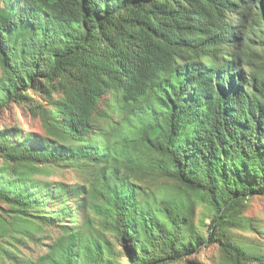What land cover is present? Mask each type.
I'll return each mask as SVG.
<instances>
[{
    "label": "trees",
    "instance_id": "obj_1",
    "mask_svg": "<svg viewBox=\"0 0 264 264\" xmlns=\"http://www.w3.org/2000/svg\"><path fill=\"white\" fill-rule=\"evenodd\" d=\"M0 2V110L35 101L34 87L49 132L0 130V155L20 166L0 167V234H30L36 219L63 230L35 260L9 257L170 264L223 240L243 264L227 229L264 195V0ZM112 91L113 113L100 105ZM42 165L73 166L84 183L41 182ZM158 178L176 187L154 189ZM71 196L86 211L78 225L66 223ZM196 201L213 212L208 237L192 221Z\"/></svg>",
    "mask_w": 264,
    "mask_h": 264
},
{
    "label": "rangeland",
    "instance_id": "obj_2",
    "mask_svg": "<svg viewBox=\"0 0 264 264\" xmlns=\"http://www.w3.org/2000/svg\"><path fill=\"white\" fill-rule=\"evenodd\" d=\"M3 5L0 2V6ZM2 68L0 65V74ZM44 81V80H43ZM28 94L35 99L31 102H13L6 108L0 110V130L11 129L13 133L25 135V133H34L38 137H44L49 134L48 127L42 115L38 112L36 105L38 101L43 103L45 107L48 106V98L42 96L34 87H30ZM54 96L59 98L61 94L55 93ZM119 101L118 92L112 91L105 94L101 101V108L109 110L113 113L112 106ZM118 118L116 113L113 114ZM103 124V121L99 120ZM32 142L34 138L30 139ZM0 167H5L8 175L20 168L18 164H13L6 161L0 155ZM32 177L37 180L56 184L57 182L65 183L68 186L79 185L84 183V175L80 170L73 166H60V165H42L40 170L32 174ZM175 181L172 179L158 178L153 183V188L161 189H174ZM66 202V201H65ZM73 207L75 218L70 220L68 224H81L86 218V211L79 209V200L77 197L71 196L68 200ZM49 209L61 207V203L55 200H47ZM10 206L0 200V215L3 216L2 208H9ZM239 216L242 218L241 224L233 226L230 225L227 233L235 242V244L242 246L243 250L247 253V258L242 256L240 259L243 264H264L263 261L253 258L254 255L264 254V195L249 196L238 210ZM213 212L207 205L200 202H194L192 207V221L197 227L198 231L205 235L210 236V225L212 223ZM11 218L7 219L9 224ZM26 229L24 224L21 225ZM28 229V228H27ZM30 234L23 231L12 232L11 234L2 236L0 234V264H17L8 253L3 249H10L23 258L35 260L38 256L45 253L50 243L58 238L63 230L59 225L49 224L35 220L29 229ZM31 235V236H30ZM217 238V236H213ZM117 249L121 246L115 243ZM236 250L226 246L223 240L215 241L210 240L208 244L201 246L193 254L184 257L182 260L172 262L170 264H237L238 262Z\"/></svg>",
    "mask_w": 264,
    "mask_h": 264
}]
</instances>
